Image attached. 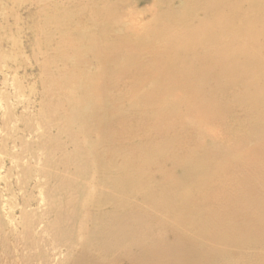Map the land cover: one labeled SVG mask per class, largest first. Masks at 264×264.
<instances>
[{"label": "rangeland", "instance_id": "1", "mask_svg": "<svg viewBox=\"0 0 264 264\" xmlns=\"http://www.w3.org/2000/svg\"><path fill=\"white\" fill-rule=\"evenodd\" d=\"M31 1H33V3H31ZM111 1L112 3L109 0H0V264H60V262L62 264H80L78 260L81 256L80 252L82 251L83 254L84 251H89L90 253V250L94 253L89 254L87 252L85 254H89L90 256L88 264H132L127 260V256L130 254L129 257L137 259L138 257L140 258V256H146L149 262L151 260L152 263L155 264L161 262L163 264H173L174 262V264H181V262H183L182 264H186V259H188L187 262L189 261L187 264H193V262L196 264H238L236 261L240 264H264V214L259 221L256 220L258 212L249 204L251 202L253 205L256 204L258 206L259 204L261 206H258L259 209L264 211V204L262 203V201L264 202V0ZM48 2L52 5H50L51 7L48 5ZM77 9L79 11H77ZM37 10H39V12ZM82 12H84V14ZM213 14L219 17V23L215 21L217 17ZM222 15L224 16L221 19ZM59 17H61L60 25L64 23L62 26L56 23V21L58 22L60 20ZM57 18L59 20H56ZM46 19H48L50 24ZM68 19H70V21ZM206 20L207 22L209 20V24L212 23L211 21H213V23L209 25ZM222 21H226L227 25L224 23L226 27L223 26ZM77 22L82 25L80 26ZM83 22H85V25ZM45 24H47V27ZM102 24L104 26H102ZM211 25H217V27H212L213 30L211 28L208 29L207 27ZM197 26L202 27L199 29ZM41 27L42 31L47 29L48 33H45L47 30L42 32ZM48 27L52 28V30ZM146 27L148 28L146 29ZM91 28H94L96 31ZM202 28L204 29V33L201 32V30L203 31ZM58 29L63 31H57ZM214 29L215 33L213 35ZM86 32L89 33L87 34ZM43 33L47 35L45 36ZM135 33L139 34L137 35ZM50 34L52 35L51 38L53 37L52 39H49ZM205 34H209L210 38L206 37ZM76 36H78L79 39L76 38ZM200 37H202V40ZM60 38L64 43H62ZM89 40L96 44L90 43ZM99 40L101 42H99ZM79 42L81 43L79 44ZM158 42L160 43L157 44ZM89 43L94 46L88 47L90 45ZM152 43L155 44L153 46L154 48L152 47ZM207 44H209L208 47ZM69 45L71 46L70 48ZM59 49L61 53H64L63 56L67 54L66 57L62 56L63 53H59ZM238 49H242L243 53H236L235 51ZM79 50H81L80 54L77 52ZM138 51L139 53L137 54ZM46 52H48V54ZM175 53L177 57L174 55ZM81 55L84 61L81 59ZM116 55L119 56L121 60H119V57ZM179 56L182 59H180ZM59 59L62 60L59 61ZM126 59H128V61H126ZM79 60H82V62H79ZM52 61L56 63H52ZM70 61H72L71 63L73 65ZM83 63L86 64L84 65ZM56 64L59 66H56ZM76 64L80 65L81 68ZM104 64L108 67H104ZM53 65L59 67V69L53 67ZM60 65L62 66L60 67ZM116 65H119L118 69ZM73 67H75V70ZM96 67L99 75L102 74V77L95 74L97 72ZM54 68L55 72L53 71ZM83 68H86V70ZM76 70H78V72L81 70V72L78 73L80 76L76 74ZM68 71H72V73L70 74ZM82 71L84 72L82 73ZM87 71L89 72L87 73ZM107 73L108 77H106ZM72 74H74V76ZM155 74H157V76ZM109 76L114 79L109 78ZM155 76L157 79L154 81L151 77L156 78ZM69 78L71 79L69 80ZM67 80L68 82L70 81V83L67 84ZM84 81L86 86L83 83ZM75 83L77 85H75ZM69 84L71 86H69ZM94 85H98L96 86L98 90ZM88 86L95 87L97 91L93 89V87L91 89L95 93L90 89L88 90ZM109 88L111 89L110 92L108 91V95L107 90H109ZM100 90H102L100 92L101 95L99 93ZM86 91L90 95H88ZM93 93L94 95H91ZM106 94L107 96L105 98L108 97L107 100L104 98ZM90 96L94 97V99ZM98 96L99 98L103 97V100L97 99L96 97ZM111 97H113L112 100L114 102L111 100ZM109 98L110 101L108 100ZM165 98L166 100L168 98V102ZM116 99H118V101ZM96 100H98V102H95ZM141 100H143L146 105ZM98 103H100L101 106H99ZM133 103L137 106V109ZM103 104H105V106ZM163 106L166 108L164 109ZM213 106L215 108H212ZM98 108L102 109L99 110ZM91 109H94L98 115L94 114L95 112L91 111ZM114 109L117 112H115ZM87 110L88 113L86 112ZM139 110L141 112H137ZM100 111L105 114H100L102 113ZM125 112L128 114H125ZM89 113L91 114L89 115ZM182 113H184L183 116ZM93 114L97 116L94 117ZM97 118L98 121H96ZM167 123H169V125ZM103 128L106 134L102 131ZM91 131H94V133ZM112 134L113 136H111ZM103 136L106 137L104 138ZM99 138L102 143H98L100 142ZM203 138L205 141L202 140ZM96 140L98 141L97 143ZM93 143L94 145L92 146ZM95 143L98 146H95ZM137 144L140 147H138ZM94 146V150H97L99 154L102 149V155L105 156L103 158L102 155L99 156L101 158H99L98 162H96L94 158ZM114 148L115 151L113 150ZM117 148L119 149L117 150ZM123 150L126 152H123L125 157L121 154ZM190 151H192V153ZM109 152L112 154H109ZM255 153L259 154V159L258 154L256 155ZM116 154L118 156L115 158V161H113ZM147 156L150 158H147ZM119 157L121 159H119ZM109 160L111 163H109ZM236 160H240V162ZM112 161L115 164H112ZM256 162L258 163L256 164ZM260 162H262L263 165H261L262 163ZM196 163H198V165H196ZM122 165L124 167H122ZM219 165L222 167L220 168ZM110 166H113L112 170L115 167L113 171H115V174L118 173L117 175L113 174V171L110 170ZM98 167L100 168L98 169ZM104 167L109 169L112 174H110L108 170L105 171ZM127 167H130L129 173L126 172ZM138 168L140 169L138 170ZM99 170L102 171V174L99 173L101 172ZM210 170L212 171L210 172ZM182 171L183 173H181ZM92 173L95 174L91 175ZM98 173L100 174L99 176H97ZM108 175H110V177ZM112 175L116 178L119 177L118 179L121 180L119 181L118 179L112 178ZM106 176L112 179L109 183H107L109 178L105 180L107 179ZM243 176L248 180L246 181ZM101 177V183H99L100 181L97 182ZM184 178L185 180H183ZM103 180L106 181V185H104L105 182ZM115 180H118L120 183ZM197 180L200 181L198 184L196 183ZM239 180H241V183H239ZM249 180H252L254 183H250ZM258 180L259 182L257 183ZM125 181L128 182V185L129 182L130 185L132 184V186H129L132 191L127 189L128 185ZM211 181L214 184H212ZM188 182H190V184H188ZM97 183H99L98 186L100 188L97 186ZM260 183L262 186L261 190L258 189L261 187L259 186ZM246 184L247 187L245 188ZM108 185L109 187L111 186V189L107 187ZM119 185L123 188L125 187L126 191L125 189L122 190L123 188L121 189ZM249 186H252V188H250L251 190L248 188ZM112 187L116 189L114 190ZM239 187H243L242 192ZM88 188H90V191ZM188 188L190 190H188ZM211 188L213 189L211 190ZM77 189H79V191ZM138 189L139 191H137ZM38 191L40 192L38 193ZM61 191H63V193ZM124 191L125 193H121ZM128 191L131 193L128 194ZM257 191L263 195L261 196ZM89 192L91 195H89ZM142 193H144L143 197ZM246 193L247 195H245ZM107 195L110 199L115 197V195L121 197V199L125 201L122 202L123 205L125 204V207L119 206L118 208V206H114L115 208L117 207L115 209L111 206L110 202L108 203L107 200L109 198ZM77 196L79 198H77ZM94 196H96V198H94ZM102 197L104 201L99 199ZM89 199L92 201H89ZM93 199L98 200L96 201L99 203L97 204L99 205L98 207H95L96 202ZM231 201H234L236 206ZM244 201L245 203H243ZM246 201L249 205H247ZM193 202H195L194 204L196 206ZM226 202L227 204H225ZM256 202H258V204ZM219 203H221V205ZM232 203L233 205H231ZM237 203L240 204L239 207L242 214L241 211H239V207H237ZM108 205L113 208L110 209ZM136 205L139 206V208H144L142 214L140 212L141 208L140 210L136 209ZM199 205L201 207H199ZM211 205L214 207L215 212ZM156 206H158L157 209H155ZM92 207L95 208L92 209ZM106 207L108 208L107 210ZM249 207L253 208V212H251V208V211L248 209ZM98 208L99 210L97 211ZM198 208L199 210L201 209V212L197 210ZM114 209L115 212L113 211ZM84 210H86V214L88 213L87 215L84 213ZM88 210L92 212V216ZM108 210H110V212ZM124 210L127 211L124 213ZM187 210H189L190 214ZM226 210L228 212L225 213ZM100 211H103V213H100ZM117 211L120 213L122 212L123 218L121 216L122 214L119 212L117 213ZM185 211L187 212L185 213ZM94 212L97 213V217H95L96 215L93 216V214H95ZM111 212H114V215L117 213L120 216H114ZM78 213L80 215L84 213V215L80 216ZM104 213L108 214H106L107 217H105ZM109 213L111 214L109 215ZM126 213L131 215L128 216L127 214L128 217L124 216ZM184 213L186 217L183 216ZM253 213L254 215H252ZM200 214H203L202 219L198 217ZM220 214L222 218L224 217V221L228 218L226 222L219 219L221 218ZM88 216H90V218ZM108 216L114 220L112 221ZM134 216L135 218L138 217L137 220L133 219ZM190 216V220L192 221L189 220ZM200 216L202 217V215ZM226 216L228 217L225 218ZM237 216L238 223L236 222ZM253 216L255 217L254 221L252 220ZM72 217L73 219H71ZM117 217L120 218L118 219ZM124 217L127 218L124 219ZM247 217V222H249V220L250 222H254L252 225L254 229L251 227L250 232L249 230L241 229V223L245 225ZM86 218L87 221L85 220ZM98 218H102L101 221ZM105 218L109 219L108 221L110 223L106 221ZM129 218L133 220L131 221ZM91 220L93 222H91ZM117 220H119L120 223ZM175 220L176 222L174 223ZM194 220L195 223L193 225L192 222H194ZM229 220L234 223V226L228 230L238 234L236 235L239 245L221 241L220 237L214 233H210L213 229H221L223 224L224 226L227 225ZM83 221L84 223H82ZM122 221L123 224L121 225ZM165 221L167 222L166 224L164 223ZM188 221H190V223ZM210 221L213 222L210 223ZM112 222H114V225L119 223V227L118 225L114 226ZM127 222L130 225H124ZM196 222L199 223L197 224ZM255 222L257 224L259 222L260 227ZM12 223L14 224L13 226ZM176 223L178 225L180 224L179 229L178 225H175ZM260 223L263 225L261 226ZM103 224H108V227H104ZM184 224H186V227ZM98 225H100L101 230L103 229L102 232L99 228L97 230L95 229ZM113 226L116 227L114 230ZM126 226H130L131 230H129V227L126 228ZM163 226H167L166 229L170 233ZM79 227L81 229L84 227L85 229L82 231ZM139 227L140 229L144 228V230L142 229L143 235L141 236L142 230L138 229L140 234L136 231ZM92 228L96 230L99 236L103 237L106 235L108 238L106 236V239L100 238L97 233L93 235L94 230H92ZM191 228L193 229L192 231ZM180 229L182 231H180ZM125 230L128 231L123 234ZM144 232L145 234L147 233V239L146 236H144ZM251 232H253V236ZM79 233L82 235L81 240ZM108 233H110V236ZM188 233L193 237L188 236ZM112 234L117 235L116 238ZM132 234L134 236H132ZM137 234L139 235L138 238ZM182 234L187 236L184 238ZM90 235L91 238L96 237L97 239L92 238L93 240H91ZM123 235L126 237L129 236L131 241L130 239L128 240L129 237L124 239L125 237ZM111 236L114 239L110 238ZM178 237H183V239H179ZM86 238L88 240L87 244ZM139 238H141V242L138 240ZM190 238H192L191 241ZM111 240L114 242H110ZM195 240H197V242ZM89 241L91 244H89ZM79 242H81V244ZM108 242H110V244ZM118 242H121V244H118ZM185 242H187V244ZM98 243H100L101 246L100 244L97 246ZM206 243L207 247L204 246ZM35 244L38 245V247ZM83 245H85V247ZM87 245L89 247H87ZM113 245L117 247L114 248V251ZM152 245L154 246L153 248ZM103 246L105 248H103ZM107 246H110V249L112 247V249H109L110 251L107 250ZM191 246H194V249ZM95 247H100V250L96 248V251ZM234 247L241 248V250L237 249L238 251H236ZM188 248L190 249L188 250ZM55 249L57 251H55ZM185 249H187V252L184 254L182 250ZM101 250L102 255L100 254ZM198 250L199 253H197ZM230 250L232 255L229 252ZM12 251L15 252L12 254ZM189 251L191 253H189ZM201 251L205 253L204 256L209 254L206 261H204L205 257L203 260L201 259L203 256ZM95 252L98 254L96 255ZM109 252L111 254L110 256L108 255ZM152 252H155V256L152 255ZM56 253L59 254V257ZM65 253L67 254L65 255ZM159 254L162 257H160ZM188 255L191 260L187 257ZM119 256L121 257L119 258ZM224 256L227 259H225ZM35 257L37 258L35 259ZM108 257H112L110 259L111 261ZM148 257H152V259H148ZM232 258L236 261H232ZM116 259H119L118 262ZM154 259L157 261L159 259L160 261L157 263ZM167 259L169 262L166 261ZM199 259L201 260L199 261ZM228 260L232 261V263ZM39 261L41 262L38 263Z\"/></svg>", "mask_w": 264, "mask_h": 264}, {"label": "bare ground", "instance_id": "2", "mask_svg": "<svg viewBox=\"0 0 264 264\" xmlns=\"http://www.w3.org/2000/svg\"><path fill=\"white\" fill-rule=\"evenodd\" d=\"M50 1H51V0H50ZM53 1H54V0H53ZM109 1L112 3L111 0H109ZM31 3H33V1H31ZM46 3H47V2H46ZM48 3H49V2H48ZM55 4H56V3H55ZM33 5H34V4H33ZM48 5L50 6L51 4L49 3ZM36 6H37V5H36ZM49 6H48V7H49ZM51 6H52V5H51ZM51 6H50V7H51ZM53 6H54V5H53ZM38 7H39V6H38ZM36 8H37V7H36ZM107 9H108V8H107ZM162 9H164V8H162ZM44 10H45V9H44ZM70 10H71V9H70ZM81 10H82V9H81ZM109 10H110V9H109ZM165 10H166V9H165ZM37 11L39 12V10H37ZM65 11H66V10H65ZM71 11H72V10H71ZM77 11H79V10L77 9ZM74 12H75V11H74ZM56 13H57V12H56ZM61 13H62V12H61ZM82 13L84 14V12H82ZM82 13H81V14H82ZM35 14H36V13H35ZM76 14H78V13H76ZM108 14H109V13H108ZM54 15H57V14H54ZM67 15H68V13H67ZM213 15H214L215 17H217V15H215V14H213ZM60 16H62V15H60ZM77 16H78V15H77ZM105 16H106V15H105ZM214 16H213V17H214ZM223 16H224V15H222L221 19L223 18ZM57 17H58V16H57ZM62 17H63V16H62ZM68 17H70V16H68ZM88 17H89V15H88ZM88 17H87V18H88ZM109 17H110V16H109ZM215 17H214V18H215ZM55 18H56V17H55ZM55 18H54V19H55ZM59 18H60V20H59L58 18L56 19V20H59L58 22L56 21V23L60 25L61 17H59ZM73 18H74V17H73ZM79 18H80V17H79ZM87 18H86V19H87ZM214 18H213V20H214ZM224 18H225V17H224ZM227 18H228V16H227ZM64 19H65V17H64ZM77 19H78V18H77ZM89 19H90V17H89ZM89 19H88V20H89ZM202 19H203V18H202ZM218 19H219V17H217V20H215V21H216V22L218 21V23H219V20H218ZM221 19H220V20H221ZM225 19H226V18H225ZM228 19H229V18H228ZM32 20H33V19H32ZM46 20L48 21V19H46ZM46 20H45V23H46ZM50 20H51V17H50ZM65 20H66V19H65ZM68 20L70 21V19H68ZM78 20H79V19H78ZM84 20H85V19H84ZM144 20H145V19H144ZM71 21H72V20H71ZM85 21H86V20H85ZM54 22H55V21H54ZM54 22H53V23H54ZM75 22H76V20H75ZM185 22H188V21H185ZM206 22H207V20H206ZM211 22L213 23V21H211ZM33 23H34V21H33ZM48 23L50 24L49 21H48ZM65 23H66V22H65ZM67 23H68V22H67ZM83 23H84V25H85V22H83ZM183 23H184V22H183ZM207 23L209 24V20H208ZM212 23H210V24H212ZM224 23L226 24V21H225V22L222 21L223 26H225ZM43 24H44V23H43ZM49 24H48V25H49ZM61 24H62V23H61ZM63 24H64V23H63ZM63 24H62V25H63ZM77 24H79V23L77 22ZM87 24H88V23H87ZM200 24H201V22H200ZM200 24H199V25H200ZM203 24H204V23H203ZM210 24H209V25H210ZM28 25H29V24H28ZM46 25H47V24H45V26H46ZM62 25H60V26H62ZM67 25H68V24H67ZM79 25L81 26L82 24H79ZM79 25H78V26H79ZM189 25H190V24H189ZM226 25H227V24H226ZM29 26H30V25H29ZM42 26H44V25H42ZM45 26H44V27H45ZM64 26H65V25H64ZM99 26H100V25H99ZM102 26H104V25L102 24ZM119 26H121V25H119ZM119 26H118V27H119ZM207 26H208V25H207ZM214 26L217 27V25H214ZM214 26L211 25V26H209V27H207V28H208V29H209V28L212 29V27H214ZM31 27H32V26H31ZM46 27H47V26H46ZM65 27H66V26H65ZM67 27H68V26H67ZM86 27H87V26H86ZM90 27H91V26H90ZM90 27H89V29H90ZM95 27H96V26H95ZM118 27H117V28H118ZM197 27H198V26H197ZM197 27H196V28H197ZM200 27H202V26H199L198 28L200 29ZM225 27H226V26H225ZM48 28H50V27H48ZM54 28H55V27H54ZM54 28H53V29H54ZM78 28H80V27H78ZM82 28H83V26H82ZM84 28H85V26H84ZM113 28H114V27H113ZM137 28H138V27H137ZM147 28H148V27H146V29H147ZM204 28H205V27H204ZM32 29H33V28H32ZM50 29L52 30V28H50ZM61 29H62V28H61ZM61 29H60V30H61ZM63 29H64V28H63ZM66 29H67V28H66ZM85 29H86V28H85ZM85 29H84V32H85ZM91 29L93 30L94 28H91ZM115 29H116V28H115ZM202 29H203V28H202ZM215 29H216V28H215ZM215 29H214V32L211 31V32H213V35H214V33H215ZM44 30H45V29H44ZM46 30H47V29H46ZM46 30H45V31H46ZM60 30L58 29L57 31H60ZM67 30H68V29H67ZM94 30H95V29H94ZM97 30H98V29H97ZM126 30H127V29H126ZM212 30H213V29H212ZM41 31H42V27H41ZM45 31H42V32H45ZM61 31H63V30H61ZM77 31H78V30H77ZM81 31H82V30H81ZM86 31H88V30H86ZM95 31H96V30H95ZM103 31H104V30H103ZM118 31H119V30H118ZM118 31H117V32H118ZM217 31H218V29H217ZM54 32H55V30H54ZM92 32H93V31H92ZM114 32H115V31H114ZM148 32H151V31H148ZM148 32H147V33H148ZM201 32L204 33V29H203V31L201 30ZM211 32H210V33H211ZM45 33H48V30H47V32H45ZM52 33H53V31H52ZM66 33H67V32H66ZM78 33H79V32H78ZM81 33H83V32H81ZM86 33H87V32H86ZM88 33H89V32H88ZM88 33H87V34H88ZM115 33H116V32H115ZM115 33H114V34H115ZM120 33H121V32H120ZM147 33H146V34H147ZM203 33H202V34H203ZM206 33H207V31H206ZM43 34H44V33H43ZM79 34H80V33H79ZM118 34H119V33H118ZM135 34H137V33H135ZM138 34H139V33H138ZM138 34H137V35H138ZM200 34H201V33H200ZM211 34H212V33H211ZM211 34H210V35H211ZM44 35L46 36L47 34H44ZM48 35H49V34H48ZM53 35H54V34H53ZM80 35H81V34H80ZM84 35H85V34H84ZM116 35H117V34H116ZM119 35H120V34H119ZM158 35H159V34H158ZM158 35H157V36H158ZM197 35H198V34H197ZM207 35H208V36H207ZM207 35L205 34L206 37H209V34H207ZM51 36H52V35L50 34V38H49V39H52V38H53V37L51 38ZM67 36H69V35H67ZM74 36H75V34H74ZM78 36H79V35H78ZM78 36H76V38H78ZM82 36H83V35H82ZM85 36H87V35H85ZM157 36H156V37H157ZM39 37H40V36H39ZM116 37H117V36H116ZM150 37H151V36H150ZM196 37H197V36H196ZM40 38H41V37H40ZM44 38H45V37H44ZM62 38H63V37H62ZM209 38H210V37H209ZM74 39H75V38H74ZM74 39H72V40H74ZM78 39H79V38H78ZM78 39H77V40H78ZM200 39L202 40V37H200ZM60 40H61V38H60ZM115 40H116V39H115ZM147 40H148V38H147ZM47 41H49V40H47ZM61 41H62V40H61ZM81 41H82V39H81ZM83 41H84V39H83ZM89 41H90V40H89ZM95 41H96V40H95ZM116 41H117V40H116ZM153 41H154V40H153ZM157 41H159V40H157ZM157 41H156V42H157ZM198 41H199V40H198ZM76 42H78V41H76ZM99 42H101V41L99 40ZM143 42H144V41H143ZM145 42H146V44H147L146 38H145ZM148 42H149V40H148ZM150 42H151V41H150ZM191 42H192V41H191ZM207 42H208V41H207ZM38 43H39V42H38ZM42 43H43V42H42ZM44 43H45V42H44ZM47 43H48V42H47ZM62 43H64V42L62 41ZM68 43H69V42H68ZM80 43H81V42H79V44H80ZM90 43H93V44H94L95 42H93V41L91 42V41H90ZM90 43H89V44H90ZM117 43H118V41H117ZM159 43H160V42H158L157 44H159ZM48 44H49V43H48ZM95 44H96V43H95ZM112 44H113V43H112ZM150 44H151V43H150ZM152 44H153V43H152ZM191 44H192V43H191ZM193 44H194V42H193ZM39 45H40V44H39ZM44 45H45V44H44ZM60 45H61V42H60ZM82 45H83V44H82ZM135 45H136V44H135ZM154 45H155V44H153L152 47H153ZM195 45H196V44H195ZM205 45H206V44H205ZM208 45H209V44H207V47H208ZM75 46H76V45H75ZM92 46H94V45H91V44H90L88 47H92ZM189 46H190V44H189ZM189 46H188V47H189ZM203 46H204V45H203ZM56 47H57V46H56ZM64 47H65V45H64ZM70 47H71V46L69 45V48H70ZM79 47H81V46H79ZM82 47H83V46H82ZM150 47H151V46H150ZM188 47H187V48H188ZM201 47H202V46H201ZM212 47H213V46H212ZM225 47H227V46H225ZM225 47H224V48H225ZM57 48H60V47L58 46ZM57 48H56V49H57ZM76 48H78V47H76ZM93 48H94V47H93ZM153 48H154V47H153ZM204 48H205V47H204ZM214 48H215V47H214ZM241 48H242V47H241ZM74 49H75V48H74ZM79 49H80V48H79ZM81 49H82V48H81ZM86 49H88V48H86ZM90 49H91V48H90ZM90 49H89V50H90ZM106 49H107V48H106ZM61 50H62V49H61ZM63 50H64V49H63ZM75 50H76V49H75ZM77 50H78V49H77ZM82 50H83V49H82ZM193 50H194V49H193ZM193 50H192V51H193ZM201 50H202V49H201ZM185 51H187V50H185ZM192 51H190V52L192 53ZM72 52H73V51H72ZM74 52H75V51H74ZM74 52H73V53H74ZM77 52L80 54L81 50H79V51H77ZM88 52H89V51H88ZM96 52H97V51H96ZM101 52H102V51H101ZM203 52H204V49H203ZM235 52H236V53H240V52L243 53V50H242V49H241V50L238 49V50L235 51ZM46 53L48 54V52H46ZM59 53L62 54L63 52L61 53V52H60V49H59ZM65 53H66V52H65ZM75 53H76V52H75ZM86 53H87V51H86ZM138 53H139V51L137 52V54H138ZM79 54H77V55H79ZM87 54H88V53H87ZM94 54H95V52H94ZM102 54H103V53H102ZM185 54H186V53H185ZM192 54H194V53H192ZM43 55H44V54H43ZM63 55H64V53L62 54V56H63ZM66 55H67V54H65V56H63V57H66ZM68 55H69V53H68ZM96 55H97V54H96ZM174 55H176V53H175ZM180 55H181V54H180ZM38 56H39V55H38ZM116 56H117V55H116ZM192 56H193V55H192ZM202 56H203V55H202ZM53 57H54V56H53ZM67 57H68V56H67ZM80 57H81V59L83 58L82 55H81ZM117 57H119V56H117ZM117 57H116V58H117ZM176 57H177V55H176ZM181 57H182V56H181ZM71 58H72V56H71ZM71 58H70V59H71ZM73 58H74V57H73ZM179 58H180V56H179ZM227 58H228V57H227ZM68 59H69V58H68ZM68 59H67V60H68ZM74 59H75V58H74ZM78 59H79V58H78ZM167 59H168V58H167ZM169 59H170V57H169ZM171 59H172V57H171ZM180 59H182V58H180ZM54 60H55V59H54ZM56 60H57V59H56ZM61 60H62V59H59V61H61ZM82 60H83V59H82ZM82 60H81V61L79 60V62H82ZM119 60H121L120 57H119ZM119 60H118V61H119ZM172 60H173V59H172ZM74 61H76V60H74ZM83 61H84V60H83ZM124 61H125V60H124ZM126 61H128V59H126ZM168 61H170V60H168ZM53 62L56 63L55 61H52V63H53ZM71 62H72V61H70V63H71ZM77 62H78V61H77ZM105 62H106V60H105ZM122 62H123V61H122ZM173 62H174V61H173ZM57 63H58V62H57ZM61 63H62V62H61ZM73 63H75V62H73ZM110 63H111V62H110ZM123 63H124V62H123ZM71 64H72V63H71ZM71 64H70V66L72 67L73 64H72V65H71ZM79 64H80V63H79ZM83 64H84V63H83ZM85 64H86V63H85ZM85 64H84V65H85ZM115 64H117V63H115ZM121 64H122V63H121ZM121 64H120V65H121ZM57 65H58V64H56V66H57ZM64 65H65V64H64ZM68 65H69V63H68ZM68 65H66V66H68ZM76 65H78V64H76ZM76 65H75V66H76ZM81 65H82V64H81ZM56 66L53 65V67L59 69V67H56ZM58 66H59V65H58ZM61 66H62V65H60V67H61ZM96 66H97V65H96ZM116 66H117V69H118V66H119V65H116ZM76 67H77V66H76ZM78 67L81 68L80 65H78ZM83 67H86V66H83ZM104 67H106L105 64H104ZM107 67H108V66H107ZM107 67H106V68H107ZM113 67H114V66H113ZM55 68H54V70H53L54 72H55ZM67 68H68V67H67ZM73 68H74V70H75V67H73ZM73 68H71V69H73ZM80 68H78V69H80ZM87 68H88V67H87ZM114 68H115V67H114ZM62 69H63V67H62ZM71 69H70V70H71ZM83 69L86 70V68H83ZM98 69H99V68H98ZM177 69H178V68H177ZM64 70H65V69H64ZM67 70H68V69H67ZM96 70H97V67H96ZM119 70H120V69H119ZM57 71H58V70H57ZM62 71H63V70H62ZM72 71H73V70H72ZM72 71H71V72L68 71V72H70V74H71ZM100 71H101V70H100ZM116 71H117V70H116ZM59 72H60V71H59ZM59 72H58V73H59ZM75 72H76V74H78L79 72H81V70H80L79 72H78V70H76ZM83 72H84V71H82V73H83ZM88 72H89V71H87V73H88ZM95 72H96V71H95ZM110 72H112V71H110ZM117 72H118V71H117ZM73 73H74V71H73ZM82 73H80V74H82ZM158 73H159V72H158ZM51 74H52V73H51ZM54 74H56V73H54ZM62 74H63V73H62ZM95 74H98V75H99L98 70H97V72H96ZM104 74H106V73H104ZM63 75H64V74H63ZM72 75L74 76V74H72ZM101 75H102V74H101ZM101 75H99V76H101ZM110 75H111V74H110ZM114 75H115V74H114ZM155 75L157 76V74H155ZM60 76H61V74H60ZM78 76H80V75L78 74ZM84 76H85V75H84ZM96 76H97V75H96ZM104 76H105V75H104ZM104 76H103V77H104ZM156 76H155V77H156ZM68 77H69V76H68ZM75 77H76V76H75ZM101 77H102V76H101ZM106 77H108V73H107V76H106ZM65 78H66V77H65ZM97 78H98V76H97ZM99 78H100V77H99ZM109 78H111V76H109ZM151 78H153L152 80H154V81H155V79H157V77H156V78L151 77ZM62 79H63V78H62ZM70 79H71V78H69V80H70ZM73 79H74V81H75V78H74V77H73ZM103 79H104V78H103ZM111 79H114V78H111ZM78 80H79V79H78ZM84 80H85V79H84ZM100 80H101V79H100ZM65 81H66V80H65ZM76 81H77V80H76ZM60 82H61V81H60ZM80 82H81V81H80ZM86 82H87V81H86ZM99 82H101V81H99ZM99 82H98V83H99ZM68 83H70V81L68 82V80H67V84H68ZM83 83H84V85H85V81H84ZM98 83H97V84H98ZM64 84H65V83H64ZM88 84H89V82H88ZM91 84H92V83H91ZM152 84H153V83H152ZM65 85H66V84H65ZM72 85H73V84H72ZM75 85H77V84L75 83ZM92 85H93V84H92ZM98 85H99V87H100V83H99ZM98 85H94V86L96 87V86H98ZM69 86H71V85L69 84ZM85 86H86V85H85ZM85 86H84V87H85ZM103 86H104V85H103ZM111 86H112V83H111ZM113 86H114V84H113ZM66 87H67V86H66ZM92 87H93V86H92ZM92 87L88 86V90H89V89L92 90V89H91ZM95 87H93V89H95ZM80 88H82V87H80ZM96 88H97V87H96ZM100 88H101V87H100ZM105 88H106V87H105ZM69 89H70V88H69ZM110 89H111V88H109V90H107V94H108V91L110 92ZM66 90H67V89H66ZM79 90H80V89H79ZM95 90H96V89H95ZM97 90H98V88H97ZM97 90H96V91H97ZM92 91H93V90H92ZM101 91H102V90H100L99 93H100ZM118 91H119V90H118ZM118 91H117V93H118ZM81 92H82V91H81ZM93 92H94V91H93ZM104 92H105V91H104ZM111 92H112V90H111ZM78 93H79V92H78ZM86 93L88 94L87 91H86ZM94 93H95V92H94ZM94 93L91 94V95H94ZM113 93H114V92H113ZM113 93H112V94H113ZM64 94H65V93H64ZM107 94L104 96V98L107 96ZM119 94H120V93H119ZM41 95H42V94H41ZM88 95H90V94H88ZM98 95H99V94H98ZM100 95H101V93H100ZM108 95H109V94H108ZM114 95H115V94H114ZM146 95H148V94H146ZM153 95H154V94H153ZM68 96H69V95H68ZM75 96H76V95H75ZM90 97H92V96H90ZM115 97H116V96H115ZM117 97H119V96H117ZM120 97H121V96H120ZM142 97H143V96H142ZM88 98H89V97H88ZM96 98L98 99L99 96L96 97ZM96 98H95V99H96ZM107 98H108V97H107ZM107 98H105V99L107 100ZM112 98H113V97H111V100H112ZM149 98H150V97H149ZM75 99H76V98H75ZM86 99H87V98H86ZM92 99H94V97H92ZM99 99H100V100H101V99L103 100V97H102V98L100 97ZM152 99H153V98H152ZM169 99H170V98H169ZM100 100H99V102H100ZM106 100H104V101H106ZM108 100L110 101V98H109ZM116 100L118 101V99H116ZM165 100H166V98H165ZM167 100H168V98H167ZM167 100H166V101H167ZM170 100H171V99H170ZM172 100H173V99H172ZM112 101H113V100H112ZM112 101H111V102H112ZM141 101L143 102V100H141ZM141 101H140V102H141ZM148 101H149V100H148ZM153 101H154V100H153ZM95 102H98V100H96ZM107 102H108V101H107ZM113 102H114V101H113ZM167 102H168V101H167ZM167 102H166V103H167ZM175 102H176V100H175ZM102 103H104V102H102ZM108 103H109V102H108ZM108 103H107V104H108ZM134 103H135V101H134ZM134 103H133V104H134ZM137 103H138V101H137ZM143 103L146 105L145 102H143ZM169 103H170V101H169ZM171 103H172V102H171ZM94 104H95V103H94ZM116 104H117V103H116ZM138 104H139V103H138ZM144 104H143V105H144ZM98 105L101 106L100 103H98ZM103 105L105 106V104H103ZM120 105H121V104H120ZM134 105H135V104H134ZM143 105H142V107H143ZM167 105H168V103H167ZM167 105H165V106H167ZM74 106H75V105H74ZM96 106H97V105H96ZM108 106H109V105H108ZM108 106H107V107H108ZM122 106H123V105H122ZM148 106H149V105H148ZM165 106H163L164 109L166 108ZM170 106H171V104H170ZM214 106H216V105H214ZM214 106H213L212 108H215ZM102 107H103V106H102ZM135 107H136V109H137V106H136V105H135ZM138 107H139V106H138ZM142 107H141V108H142ZM67 108H68V106H67ZM93 108H95V107H93ZM96 108H97V107H96ZM103 108H104V107H103ZM111 108H112V107H111ZM113 108H114V106H113ZM115 108H116V105H115ZM167 108H168V107H167ZM206 108H207V107H206ZM98 109L101 110L102 108H98ZM104 109H105V108H104ZM136 109H135V110H136ZM174 109H175V108H174ZM105 110H106V109H105ZM109 110H110V108H109ZM109 110H108V111H109ZM112 110H113V109H112ZM112 110H111V111H112ZM114 110H115V109H114ZM149 110H150V109H149ZM215 110H217V109H215ZM218 110H219V109H218ZM91 111L95 112L94 109H93V110L91 109ZM119 111H121V110H119ZM119 111H118V112H119ZM161 111H162V110H161ZM86 112L88 113V110H87ZM100 112H102V111H100ZM106 112H107V110H106ZM115 112H117V111L115 110ZM126 112H127V110H126ZM126 112H125V114H128V113H126ZM132 112H133V111H132ZM132 112H131V113H132ZM137 112H141V111L139 110V111H137ZM182 112H183V111H182ZM186 112H187V111H186ZM103 113H104V112H102V113H100V114H103ZM111 113H113V112H111ZM123 113H124V112H123ZM144 113H145V112H144ZM187 113H188V112H187ZM90 114H91V113H89V115H90ZM94 114H97V113L95 112ZM94 114H93V115H94ZM104 114H105V113H104ZM104 114H103V115H104ZM108 114H109V113H108ZM113 114H114V113H113ZM117 114H118V113H117ZM120 114H121V113H120ZM120 114H119V115H120ZM137 114H138V113H137ZM142 114H143V113H142ZM164 114H165V113H164ZM183 114H184V113H182V116H183ZM93 115H92V116H93ZM97 115H98V114H97ZM97 115H94V117H96ZM103 115H102V116H103ZM109 115H110V114H109ZM106 116H107V115H106ZM106 116H105V117H106ZM116 116H117V115H116ZM121 116H122V115H121ZM123 116H125V115H123ZM130 116H131V115H130ZM137 116H139V115H137ZM90 117H91V116H90ZM110 117H111V116H110ZM110 117H107V118H110ZM127 117H128V116H127ZM211 117H212V116H211ZM91 118H92V117H91ZM91 118H90V119H91ZM111 118H112V117H111ZM125 119H126V118H125ZM128 119H129V117H128ZM135 119H136V118H135ZM186 119H188V118H186ZM92 120H93V118H92ZM92 120H89V121H92ZM110 120H111V119H110ZM200 120H201V119H200ZM93 121H94V120H93ZM96 121H98V118L96 119ZM104 121H105V120H104ZM104 121H103V122H104ZM123 121H124V119H123ZM135 121H136V120H135ZM188 121H189V120H188ZM76 122H77V121H76ZM127 122H128V121H127ZM165 122H166V121H165ZM94 123H95V122H94ZM110 123H111V122H110ZM102 124H105V123H102ZM123 124H125V123H123ZM126 124H127V123H126ZM167 124L169 125V123H167ZM186 124H187V123H186ZM129 125H130V122H129ZM89 126H90V124H89ZM89 126H88V127H89ZM91 126H92V125H91ZM99 126H100V125H99ZM147 126H148V125H147ZM150 126H151V125H150ZM96 127H97V126H96ZM103 127H104V126H103ZM107 127H108V126H107ZM119 127H120V125H119ZM126 127H127V126H126ZM128 127H129V126H128ZM148 127H149V126H148ZM84 128H85V127H84ZM210 128H211V127H210ZM214 128H215V127H214ZM90 129H91V127H90ZM123 129H125V128H123ZM130 129H131V126H130ZM192 129H193V128H192ZM87 130H88V129H87ZM99 130H100V128H99ZM128 130H129V129H128ZM187 130H188V129H187ZM102 131L104 132V128H103ZM106 131H107V130H106ZM124 131H125V130H124ZM91 132H92V131H91ZM98 132H101V131H98ZM103 132H102V133H103ZM127 132H128V131H127ZM92 133H94V131H93ZM104 133L106 134V132H104ZM112 133H113V131H112ZM114 133H115V131H114ZM119 133H120V132H119ZM107 134H110V133H107ZM86 135H87V134H86ZM100 135H101V134H100ZM116 135H117V134H116ZM251 135H252V134H251ZM92 136H94V135H92ZM109 136H110V135H109ZM111 136H113V134H112ZM97 137H98V136H97ZM103 137H104V136H103ZM105 137H106V136H105ZM105 137H104V138H105ZM100 138H101V137H100ZM100 138H99V141L101 140ZM104 138H103V142H104ZM113 138H114V137H113ZM207 138H208V137H207ZM257 138H258V137H257ZM96 139H98V138H96ZM110 139H111V138H110ZM93 140H94V139H93ZM106 140H107V139H106ZM108 140H109V137H108ZM196 140H197V139H196ZM202 140H204V138H203ZM216 140H217V139H216ZM43 141H44V140H43ZM112 141H113V140H112ZM112 141H111V142H112ZM114 141H115V140H114ZM204 141H205V140H204ZM204 141H203V142H204ZM214 141H215V140H214ZM97 142H98V141L96 140V143H97ZM108 142H109V141H108ZM197 142H198V141H197ZM96 143H95V144H96ZM98 143H102V142L100 141V142H98ZM139 143H141V142H139ZM237 143H238V142H237ZM110 144H111V143H110ZM118 144H119V143H118ZM144 144H145V143H144ZM220 144H221V143H220ZM93 145H94V143L92 144V146H93ZM106 145H107V147H108V144H107V143H106ZM111 145H112V144H111ZM119 145H120V144H119ZM137 145H138V144H137ZM67 146H68V145H67ZM67 146H66V147H67ZM95 146H98V145L96 144ZM95 146L93 147V150H94ZM102 146H105V145H102ZM102 146H101V147H102ZM158 146H159V145H158ZM193 146H194V145H193ZM199 146H200V145H199ZM70 147H71V146H70ZM110 147H111V146H110ZM138 147H140V146L138 145ZM200 147H201V146H200ZM251 147H252V146H251ZM253 147H254V146H253ZM256 147H258V146H256ZM105 148H106V147H105ZM99 149H100V148H99ZM99 149H98V150H99ZM103 149H104V148H103ZM111 149H112V147H111ZM111 149H110V150H111ZM118 149H119V148H117V150H118ZM120 149H121V146H120ZM254 149H255V150H258V149H256V148H254ZM113 150L115 151V148H114ZM113 150H111V151H113ZM121 150H122V149H121ZM161 150H162V149H161ZM262 150H263V148H262ZM94 151H95V152H93V153H95V154H94V158H95L96 162H98L99 158H101V157H99V156L102 155V149H101V153H100V154H99V152H97V150H94ZM104 151H105V150H104ZM104 151H103V152H104ZM141 151H143V150H141ZM180 151H181V150H180ZM118 152H119V151H118ZM123 152H125V151L123 150L121 154L124 155ZM166 152H167V151H166ZM177 152H178V151H177ZM190 152L192 153V151H190ZM256 152H257V151H256ZM104 153H105V152H104ZM104 153H103V154H104ZM115 153H116V152H115ZM125 153H126V152H125ZM128 153H129V152H128ZM185 153H186V152H185ZM222 153H223V152H222ZM251 153H253V152H251ZM260 153H261V152H260ZM109 154H112V153L109 152ZM113 154H114V153H113ZM143 154H144V152H143ZM240 154H241V152H240ZM255 154H256V153H255ZM257 154H258V153H257ZM257 154H256V155H257ZM261 154H262V153H261ZM118 155H119V153H118ZM118 155L116 154V157H114V160H113V161H115V158H117ZM128 155H130V154H128ZM179 155H180V154H179ZM202 155H203V154H202ZM253 155H254V154H253ZM112 156H113V155H112ZM112 156H111V158H112ZM114 156H115V155H114ZM145 156H146V155H145ZM66 157H67V156H66ZM103 157H105V156L102 155V158H103ZM124 157H125V155H124ZM148 157H149V156H147V158H148ZM198 157H199V156H198ZM263 157H264V156H263ZM111 158H110V159H111ZM129 158H130V157H129ZM149 158H150V157H149ZM243 158H244V157H243ZM253 158H254V157H253ZM259 158H260V157H259V154H258V159H259ZM75 159H76V158H75ZM107 159H108V158H107ZM119 159H121V158L119 157ZM236 159H237V158H236ZM241 159H242V158H241ZM255 159H256V158H255ZM104 160H105V158H104ZM136 160H137V159H136ZM182 160H183V159H182ZM194 160H196V159H194ZM248 160H249V159H248ZM100 161H101V159H100ZM106 161H107V160H106ZM113 161H112V162H113ZM123 161H124V160H123ZM180 161H181V160H180ZM186 161H187V160H186ZM200 161H201V160H200ZM236 161H238V160H236ZM252 161H253V160H252ZM257 161H258V160H257ZM75 162H76V161H75ZM104 162H105V161H104ZM104 162H103V164H104ZM175 162H176V161H175ZM238 162H240V160H239ZM263 162H264V161H263ZM100 163H101V162H100ZM109 163H111L110 160H109ZM124 163H125V162H124ZM182 163H183V162H182ZM243 163H244V162H243ZM257 163H258V162H256V164H257ZM260 163H262V162H260ZM260 163H259V164H260ZM112 164H115V163L113 162ZM117 164H118V163H117ZM254 164H255V163H254ZM259 164H258V165H259ZM100 165H101V164H100ZM104 165H105V164H104ZM110 165H111V164H110ZM133 165H134V164H133ZM136 165H137V164H136ZM181 165H182V164H181ZM183 165H186V164H183ZM188 165H190V164H188ZM196 165H198V163H196ZM216 165H217V164H216ZM245 165H247V164H245ZM261 165H263V163H262ZM101 166H102V165H101ZM105 166H106V165H105ZM107 166H108V165H107ZM219 166H220V168L222 167L221 165H219ZM117 167H118V166H117ZM120 167H121V166H120ZM122 167H124V166L122 165ZM243 167H244V166H243ZM261 167H262V166H261ZM99 168H100V167H98V169H99ZM104 168H105V167H104ZM108 168H109V166H108ZM110 168H111V169H110L111 171H113V170L115 169V167H114V169L112 170L113 166H110ZM129 168H130V167H129ZM129 168H128V167L126 168V172H128V173H129ZM225 168H226V167H225ZM250 168H251V167H250ZM67 169H68V168H67ZM118 169H120V168H118ZM123 169H124V168H123ZM139 169H140V168H138V170H139ZM196 169H197V168H196ZM218 169H219V168H218ZM223 169H224V168H223ZM94 170H95V168H94ZM104 170H105V171H106V170L109 171V169H107V168H105ZM131 170H133V169H131ZM183 170H184V169H183ZM197 170H198V169H197ZM253 170H254V169H253ZM258 170H259V168H258ZM97 171H98V170H97ZM99 171H101V170H99ZM142 171H144V170H142ZM191 171H192V170H191ZM211 171H212V170H210V172H211ZM221 171H223V170H221ZM225 171H226V170H225ZM92 172H93V171H92ZM109 172H110V171H109ZM109 172H108V173H109ZM117 172H118V171H117ZM131 172H133V171H131ZM263 172H264V171H263ZM95 173H96V172H95ZM95 173H94V174H95ZM99 173L102 174V171L99 172ZM99 173H98L97 176L100 175ZM105 173H107V172H105ZM138 173H139V172H138ZM181 173H183V171H182ZM194 173H195V172H194ZM200 173H201V172H200ZM223 173H225V172L223 171ZM249 173H250V172H249ZM259 173H260V172H259ZM70 174H71V173H70ZM94 174L92 173L91 175H94ZM110 174H112V173L110 172ZM113 174H114V175H117L118 173L115 174V171H113ZM168 174H169V173H168ZM75 175H76V174H75ZM122 175H123V174H122ZM126 175H127V174H126ZM131 175H132V174H131ZM144 175H145V174H144ZM180 175H182V174H180ZM201 175H202V174H201ZM253 175H254V173H253ZM255 175H256V174H255ZM97 176H94V177H97ZM104 176H105V174H104ZM108 176L110 177V175H108ZM120 176H121V175H120ZM168 176H169V175H168ZM187 176H188V175H187ZM190 176H191V175H190ZM263 176H264V175H263ZM79 177H80V176H79ZM91 177H92V176H91ZM91 177H90V178H91ZM102 177H103V176H102ZM102 177H101L98 181H97L96 178H95V179H96L97 182L100 181L99 183H101V179H102ZM109 177H108V178H109ZM136 177H137V176H136ZM140 177H141V176H140ZM150 177H151V176H150ZM182 177H183V176H182ZM185 177H186V176H185ZM191 177H192V176H191ZM218 177H219V176H218ZM241 177H242V176H241ZM241 177H240V178H241ZM256 177H257V176H256ZM106 178H107V176H106ZM108 178L105 179V180H108ZM112 178L118 179L119 177L116 178V177H113V175H112ZM188 178H190V177H188ZM221 178H222V177H221ZM228 178H229V177H228ZM243 178H245V177L243 176ZM257 178H258V177H257ZM263 178H264V177H263ZM56 179H57V178H56ZM84 179H85V178H84ZM91 179H92V178H91ZM125 179H127V178H125ZM125 179H124V180H125ZM135 179H136V178H135ZM186 179H187V178H186ZM210 179H211V178H210ZM215 179H216V178H215ZM238 179H239V178H238ZM252 179L254 180L255 178H252ZM4 180H5V178H4ZM88 180H89V179H88ZM92 180H93V179H92ZM110 180H112V179L109 178V180L107 181V183H109ZM113 180H114V179H113ZM118 180L120 181L121 179H118ZM118 180H117V181L115 180V181H116V182H119ZM136 180H137V179H136ZM142 180H143V179H142ZM174 180H175V179H174ZM183 180H185V178H184ZM188 180H191V179H188ZM212 180H213V179H212ZM217 180H218V178H217ZM217 180H215V181H217ZM245 180L247 181L248 179L245 178ZM255 180H256V179H255ZM50 181H51V180H50ZM96 181H94V182H96ZM103 181H104V180H103ZM139 181H140V180H139ZM146 181H147V180H146ZM201 181H203V180H201ZM240 181H241V180H239V183H241ZM249 181H250V180H249ZM249 181H248V183H249ZM251 181H252V180H251ZM251 181H250V183L253 184L254 182H253V181L251 182ZM30 182H31V181H30ZM89 182H90V180H89ZM104 182H105V184H104ZM104 182H103V184L106 185V184H107L106 181H104ZM125 182H127V181H125ZM136 182H137V181H136ZM152 182H153V181H152ZM192 182H193V181H192ZM198 182H200V181L197 180L196 183L198 184ZM211 182H212V181H211ZM226 182H228V181H226ZM242 182H243V181H242ZM258 182H259V180L257 181V183H258ZM260 182H262V181H260ZM99 183H97V186H98ZM110 183H111V182H110ZM119 183H120V182H119ZM119 183H118V184H119ZM122 183H123V181H122ZM185 183H186V182H185ZM250 183H249V184H250ZM262 183H263V182H262ZM82 184H83V183H82ZM103 184H102V185H103ZM113 184H114V183H113ZM118 184H117V187H118ZM188 184H190V182H188ZM188 184H187V186H188ZM193 184H194V182H193ZM200 184H201V183H200ZM212 184H214V183L212 182ZM94 185H95V184H94ZM104 185H103V186H104ZM111 185H112V184H111ZM121 185H122V184H121ZM125 185H126V184H125ZM127 185H128V182H127ZM133 185H134V184H133ZM210 185H211V184H210ZM218 185H219V184H218ZM222 185H223V184H222ZM255 185H256V183H255ZM255 185H253V186H255ZM113 186H114V185H113ZM119 186H120V185H119ZM122 186H124V185H122ZM129 186H132V184L130 185V182H129L128 187H127V186H126V187H127V189H129L130 191H132V190H131V187L129 188ZM189 186H190V185H189ZM195 186H196V185H195ZM213 186H214V185H213ZM242 186H243V185H242ZM259 186H261V183L259 184ZM48 187H49V186H48ZM76 187H77V186H76ZM98 187H99V186H98ZM101 187H102V186H101ZM104 187H105V186H104ZM107 187H109V185H108ZM110 187H111V186H110ZM110 187H109V189H111ZM115 187H116V186H115ZM120 187H121V186H120ZM201 187H202V186H201ZM203 187H204V186H203ZM207 187H208V186H207ZM216 187H217V186H216ZM221 187H222V186H221ZM223 187H224V186H223ZM246 187H247V184H246L245 188H246ZM60 188H61V187H60ZM64 188H65V187H64ZM78 188H80V187H78ZM99 188H100V187H99ZM112 188H114V187H112ZM122 188H123V187H121V189H122ZM132 188H133V187H132ZM204 188H205V187H204ZM213 188H214V187H213ZM213 188H211V190H212ZM218 188H220V187H218ZM218 188H217V189H218ZM239 188H240V187H239ZM242 188H243V187L240 188L241 192H242V190H243ZM248 188L250 189V188H252V186H251V187L249 186ZM248 188H247V189H248ZM261 188H262V186H261L260 188H258V189L261 190ZM68 189H69V188H68ZM68 189H67V190H68ZM88 189H89V191H90V188H88ZM103 189H104V188H103ZM115 189H116V188H114V190H115ZM121 189H120V190H121ZM124 189H125V187H124L122 190H124ZM144 189H145V188H144ZM247 189H246V190H247ZM253 189H254V188H253ZM256 189H257V187H256ZM33 190H34V189H33ZM64 190H66V189H64ZM77 190L79 191V189H77ZM104 190H105V189H104ZM114 190H113V191H114ZM122 190H121V191H122ZM135 190H136V187H135ZM142 190H143V189H142ZM188 190H190V189L188 188ZM200 190H201V188H200ZM208 190H209V189H208ZM250 190H251V189H250ZM260 190H258V191H260ZM263 190H264V188H263ZM42 191H43V190H42ZM78 191H77V193H78ZM113 191H112V192H113ZM125 191H126V189H125ZM125 191H124V192H121V193H125ZM137 191H139V189H138ZM258 191H257V192H258ZM39 192H40V191H38V193H39ZM54 192H55V191H54ZM61 192L63 193V191H61ZM95 192H97V191H95ZM95 192H94V193H95ZM108 192H110V191H108ZM114 192H115V191H114ZM246 192H247V191H246ZM255 192H256V190H255ZM72 193H73V192H72ZM79 193H80V192H79ZM86 193H87V192H86ZM97 193H98V192H97ZM103 193H104V192H103ZM117 193H118V192H117ZM126 193H127V192H126ZM129 193H131V192L128 191V194H129ZM178 193H179V192H178ZM221 193H222V192H221ZM42 194H43V193H42ZM55 194H56V192H55ZM92 194H93V191H92ZM95 194H96V193H95ZM109 194H110V193H109ZM114 194H115V193H114ZM138 194H139V193H138ZM158 194H159V193H158ZM180 194H181V193H180ZM258 194H260V192H258ZM25 195H26V194H25ZM40 195H41V193H40ZM40 195H39V196H40ZM43 195H44V194H43ZM89 195H91L90 192H89ZM102 195H104V194H102ZM143 195H144V193H142V197H143ZM192 195H193V193H192ZM245 195H247V193H246ZM260 195H261V194H260ZM262 195H263V194H262ZM262 195H261V196H262ZM61 196H62V195H61ZM85 196H86V195H85ZM92 196H93V195H92ZM126 196H127V195H126ZM131 196H132V195H131ZM131 196H130V197H131ZM161 196H162V195H161ZM225 196H226V195H225ZM230 196H231V195H230ZM29 197H30V196H29ZM97 197H98V196H97ZM107 197H108V195H107ZM107 197H106V198H107ZM133 197H134V196H133ZM142 197H141V198H142ZM168 197H169V195H168ZM242 197H244V196H242ZM77 198H79V197L77 196ZM80 198H81V197H80ZM84 198H85V197H84ZM92 198H93V197H92ZM94 198H96V196H94ZM108 198H109V197H108ZM111 198H112V196H111ZM123 198H124V197H123ZM131 198H132V197H131ZM181 198H182V197H181ZM214 198H215V197H214ZM11 199H12V198H11ZM16 199H17V198H16ZM40 199H41V197H40ZM97 199H98V198H97ZM97 199H93V200H95V202L98 201L99 199H102V200H103V197H102V198H99L98 200H97ZM126 199H127V198H126ZM129 199H130V198H129ZM161 199H162V198H161ZM168 199H169V198H168ZM188 199H189V198H188ZM223 199H224V198H223ZM237 199H238V198H237ZM250 199H251V198H250ZM261 199H262V197H261ZM261 199H259V200H261ZM90 200H91V199H89V201H90ZM106 200H107V199H106ZM123 200H124V199H123ZM123 200L121 199V197L115 195V197H113L112 199L109 198L107 201H108V203L110 202L111 206H113V207H114V206H118V208H119V206L122 207V206L125 205V204L123 205V203H122V202H125V201H123ZM131 200H132V199H131ZM144 200H145V199H144ZM144 200H142V201H144ZM147 200H148V199H147ZM163 200H164V199H163ZM182 200H184V199H182ZM34 201H35V200H34ZM38 201H39V200H38ZM87 201H88V200H87ZM89 201H88V202H89ZM91 201H92V200H91ZM99 201H100V200H99ZM103 201H104V200H103ZM107 201H106V202H107ZM145 201H146V200H145ZM193 201H194V200H193ZM225 201H226V200H225ZM254 201H255V200H254ZM257 201H258V200H257ZM11 202H12V200H11ZM28 202H29V201H28ZM35 202H36V201H35ZM40 202H41V201H40ZM73 202H74V201H73ZM138 202H139V201H138ZM195 202H196V200H195ZM195 202H193V204H194ZM197 202H198V201H197ZM231 202L234 203V201H231ZM250 202H251V201H250ZM259 202H260V201H259ZM17 203H18V202H17ZM29 203H30V202H29ZM62 203H63V202H62ZM91 203H92V202H91ZM140 203H141V201H140ZM184 203H185V202H184ZM184 203H183V204H184ZM191 203H192V201H191ZM211 203H212V202H211ZM233 203H232L231 205H233ZM240 203H241V200H240ZM243 203H245V201H244ZM246 203H247V201H246ZM256 203L258 204V202H256ZM262 203L264 204L263 201H262ZM39 204H40V203H39ZM39 204H38V205H39ZM55 204H56V203H55ZM73 204H74V203H73ZM82 204H83V203H82ZM94 204H95V203H94ZM94 204H92V205H94ZM97 204H99V203L96 202L95 207H98V206H99V205H97ZM174 204H176V203H174ZM180 204H181V203H180ZM219 204L221 205V203H219ZM225 204H227V202H226ZM237 204H238V203H237ZM249 204L251 205V207H254L255 210H257V212H258V214H257V215H258L257 218H258V219L256 218V220L259 221V220L263 217L262 215L264 214V211L259 209V207H258V206H260L259 204H258V206H257L255 203H254L255 205H253L252 202L249 203ZM249 204L247 203V205H249ZM12 205H13V203H12ZM20 205H22V204H20ZM35 205H36V204H35ZM70 205H71V204H70ZM83 205H84V204H83ZM89 205H90V204H89ZM89 205H88V206H89ZM102 205H103V204H102ZM104 205H105V204H104ZM158 205H159V204H158ZM194 205H195V204H194ZM234 205H235V203H234ZM239 205H240V204H238L237 207H239ZM247 205H246V206H247ZM77 206H78V204H77ZM108 206H110V205H108ZM111 206H110V209L113 208V207H111ZM177 206H178V205H177ZM184 206H185V205H184ZM195 206H196V205H195ZM227 206H228V205H227ZM235 206H236V205H235ZM246 206H244V207H246ZM10 207H11V205H10ZM14 207H15V206H14ZM20 207H21V206H20ZM28 207H29V206H28ZM62 207H64V206H62ZM68 207H69V206H68ZM83 207H84V206H83ZM90 207H91V205H90ZM95 207H92V209L95 208ZM124 207H125V206H124ZM157 207H158V206H156L155 209H157ZM181 207H182V206H181ZM188 207H189V206H188ZM199 207H201V206L199 205ZM211 207H212L213 210H214V207H213L212 205H211ZM233 207H234V206H233ZM237 207H236V208H237ZM251 207H249L248 209L250 210ZM260 207H261V206H260ZM26 208H27V207H26ZM75 208H77V207H75ZM84 208H85V207H84ZM102 208H103V206H102ZM114 208H115V207H114ZM116 208H117V207H116ZM116 208H115V209H116ZM128 208H129V207H128ZM140 208H141V207H140ZM140 208H139V206L136 205V209H139V210H140ZM163 208H164V207H163ZM219 208H220V206H219ZM230 208H232V207H230ZM246 208H247V207H246ZM263 208H264V207H263ZM10 209H11V208H10ZM85 209H86V208H85ZM107 209H108V208L106 207V210H107ZM115 209L113 210L114 212H115ZM132 209H133V208H132ZM158 209H159V208H158ZM160 209H161V207H160ZM183 209H186V208H183ZM202 209H203V208H202ZM215 209H216V208H215ZM221 209H222V208H221ZM233 209H235V208H233ZM241 209H242V207H241ZM252 209H253V208H251V210H252ZM31 210H32V209H31ZM95 210H96V209H95ZM98 210H99V208L97 209V211H98ZM102 210H103V209H102ZM142 210H144V208H141V211H140L141 214L144 212V211L142 212ZM189 210H190V209H189ZM189 210H187L188 213H189ZM197 210L201 212V209L199 210V208H198ZM251 210H250V211H251ZM82 211H83V210H82ZM85 211H86V210H84V213L86 214ZM88 211H89V213H90L91 216H92V212H91L90 210H88ZM88 211H87V212H88ZM104 211H105V209H104ZM108 211L110 212V210H108ZM108 211H107V212H108ZM120 211H121V210H120ZM125 211H127V210H124V213H125ZM130 211H131V210H130ZM133 211H134V210H133ZM133 211H132V212H133ZM136 211H137V210H136ZM177 211H179V210H177ZM187 211H185V213H186ZM220 211H221V210H220ZM239 211H241V210H240V207H239ZM239 211H238V213H239ZM246 211H248V210H246ZM250 211H248V212H250ZM9 212H10V210H9ZM12 212H13V211H12ZM59 212H60V211H59ZM61 212H62V211H61ZM105 212H106V211H105ZM114 212H111L112 215H114ZM118 212H119V211H117V213H118ZM128 212H129V211H128ZM214 212H215V210H214ZM214 212H213V213H214ZM216 212H217V211H216ZM222 212H223V211H222ZM222 212H221V213H222ZM226 212H228V211L226 210L225 213H226ZM248 212H247V214H248ZM251 212H253V210H252ZM36 213H37V212H36ZM63 213H64V212H63ZM84 213H83V215H84ZM94 213H95V212H94ZM100 213H103V211H100ZM111 213H109V215H110ZM117 213H116L115 215L120 216V215H118ZM119 213H120V212H119ZM145 213H146V212H145ZM185 213L183 214V216H185ZM188 213H187V214H188ZM198 213H199V212H198ZM203 213H204V212H203ZM61 214H62V213H61ZM69 214H70V213H69ZM69 214H68V215H69ZM78 214H79V213H78ZM87 214H88V213H87ZM87 214H86V215H87ZM96 214H97V213L93 214V216H95ZM104 214H105V217H107V216H106L107 213H104ZM104 214H103V216H104ZM120 214H122V212H121ZM127 214H128V213H126V215L124 214V216H127ZM133 214H135V213H133ZM146 214H147V213H146ZM189 214H190V213H189ZM204 214H205V213H204ZM218 214H219V212H218ZM223 214H224V213H223ZM241 214H242V211H241ZM243 214H244V213H243ZM247 214H246V215H247ZM10 215H11V213H10ZM62 215H63V214H62ZM79 215H80V214H79ZM81 215H82V214H81ZM81 215H80V216H81ZM83 215H82V216H83ZM99 215H100V214H99ZM107 215H108V214H107ZM112 215H111V217H112ZM115 215H114V216H115ZM130 215H131V214H130ZM130 215L128 214V216H130ZM135 215H136V214H135ZM139 215H140V213H139ZM144 215H145V214H144ZM147 215H148V214H147ZM200 215H202V217H201ZM200 215H198V217L202 219V218H203V214H200ZM206 215H208V214H206ZM209 215H210V214H209ZM226 215H227V214H226ZM249 215H250V214H249ZM252 215H254V213H253ZM5 216H6V215H5ZM39 216H40V215H39ZM69 216H70V215H69ZM71 216H72V215H71ZM74 216H76V215H74ZM80 216H79V217H80ZM114 216H113V218H114ZM121 216H122V218H123V214H122ZM128 216H127V217H128ZM136 216H137V215H136ZM141 216H142V215H141ZM178 216H179V215H178ZM216 216H217V215H216ZM224 216H225V215H224ZM229 216H230V215H229ZM242 216H243V215H242ZM247 216H248V215H247ZM14 217H15V216H14ZM51 217H52V216H51ZM85 217H86V216H85ZM88 217L90 218V216H88ZM95 217H97V215H96ZM99 217H102V216H99ZM111 217H110V218H111ZM127 217H124V219H126ZM150 217L153 218L152 216H150ZM185 217H186V216H185ZM220 217H221V214H220ZM227 217H228V216H226L225 218H227ZM230 217H231V216H230ZM249 217H251V216H249ZM255 217H256V215H255ZM255 217L253 216V218H252L253 221H254V218H255ZM57 218H58V217H57ZM61 218H62V217H61ZM77 218H78V217H77ZM82 218H83V217H82ZM103 218H104V217H103ZM108 218H109V216H108ZM110 218H109V219H110ZM117 218H118V217H117ZM119 218H120V217H119ZM119 218H118V219H119ZM137 218H138V217H137ZM137 218H135V216L133 217L134 220H137ZM181 218H182V216H181ZM192 218H193V216H192ZM211 218H213V217H211ZM218 218H219V216H218ZM223 218H224V217H223ZM223 218L221 217V218H219V219H222L223 222H226L227 219H228V218H227V219H225L226 221H224ZM242 218H244V217H242ZM16 219H17V218H16ZM18 219H19V218H18ZM40 219H41V218H40ZM62 219H63V218H62ZM71 219H73V217H72ZM94 219H95V218H94ZM98 219H99V218H98ZM101 219H102V218H100L99 220L101 221ZM105 219H106V218H105ZM109 219H106V221H108ZM129 219H130V218H129ZM133 219H132V220H133ZM141 219H142V217H141ZM177 219H178V218H177ZM183 219H184V217H183ZM190 219H191V216H190L189 220H190ZM194 219H195V218H194ZM196 219H197V218H196ZM201 219H200V220H201ZM219 219H217V220H219ZM9 220H11V219H9ZM42 220H43V219H42ZM85 220L87 221V218H86ZM111 220H112V218H111ZM111 220H110V221H111ZM113 220H114V219H113ZM113 220H112V221H113ZM115 220H116V219H115ZM121 220H122V219H121ZM127 220H128V219H127ZM130 220H131V219H130ZM132 220H131V221H132ZM185 220H186V219H185ZM187 220H188V219H187ZM236 220H237L236 222L238 223V216H237ZM240 220H241V219H240ZM252 220H251V221H252ZM256 220H255V221H256ZM14 221H15V220H14ZM19 221H20V219H19ZM79 221H81V220H79ZM79 221H78V222H79ZM96 221H97V220H96ZM117 221L119 222V220H117ZM124 221H125V220H124ZM128 221H129V220H128ZM131 221H129V222H131ZM142 221H143V220H142ZM142 221H141V222H142ZM150 221H151V220H150ZM179 221H180V218H179ZM182 221H183V220H182ZM190 221H192V220H190ZM190 221H188V222L190 223ZM196 221H197V220H196ZM220 221H221V220H220ZM247 221H248V217L246 218L245 225L241 223V229L249 230V232H250V231H251V227L253 228L252 225L254 224V222H253V221L250 222V220H249V222H247ZM261 221H263V220H261ZM261 221H260V222H261ZM3 222H4V221H3ZM3 222H2V223H3ZM12 222H13V221H12ZM33 222H34V220H33ZM44 222H45V221H44ZM69 222H70V221H69ZM91 222H93V221L91 220ZM108 222H109V221H108ZM108 222H107V223H108ZM133 222H134V221H133ZM136 222H137V221H136ZM170 222H172V221H170ZM175 222H176V220L174 221V223H175ZM180 222H181V221H180ZM211 222H213V221H210V223H211ZM217 222H218V221H217ZM223 222H222V223H223ZM40 223H41V222H40ZM67 223H68V222H67ZM82 223H84V221H83ZM85 223H86V222H85ZM109 223H110V222H109ZM113 223H114V222H112V224H113ZM116 223H117V222H116ZM119 223H120V222H119ZM119 223L117 224L118 227H119ZM134 223H135V222H134ZM151 223H152V221H151ZM164 223L166 224L167 222L165 221ZM192 223H193V225H194L195 220H194V222H192ZM196 223H197V222H196ZM198 223H199V222H198ZM198 223H197V224H198ZM208 223H209V220H208ZM255 223H256V222H255ZM3 224L5 225V222H4ZM6 224H7V223H6ZM68 224H69V223H68ZM68 224H67V225H68ZM74 224H75V223H74ZM78 224H79V223H78ZM96 224H97V223H96ZM122 224H123V221H122L121 225H122ZM126 224L128 225L129 223L127 222V223H125L124 225H126ZM145 224H146V222H145ZM165 224H164V225H165ZM182 224H183V223H182ZM256 224H257V223H256ZM4 225H3V226H4ZM13 225H14V224L12 223V226H13ZM18 225H19V224H18ZM40 225H41V224H40ZM82 225H84V224H82ZM94 225H95V224H94ZM103 225H104V227H108V224H103ZM103 225H102V226H103ZM105 225H107V226H105ZM110 225H111V224H110ZM113 225H114V224H113ZM115 225H116V224H115ZM115 225H114V226H115ZM117 225H116V226H117ZM124 225H123V226H124ZM129 225H130V224H129ZM132 225H133V224H132ZM135 225H137V224H135ZM142 225H143V224H142ZM149 225H150V223H149ZM175 225H178V224L176 223ZM179 225H180V224H179ZM179 225H178V229H179ZM188 225H189V224H188ZM188 225H187V226H188ZM209 225H210V224H209ZM213 225H214V224H213ZM217 225H218V224H217ZM257 225L259 226V222H258ZM260 225H261V223H260ZM262 225H263V224H262ZM262 225H261V226H262ZM15 226H16V225H15ZM22 226H23V225H22ZM58 226H59V225H58ZM75 226H76V225H75ZM75 226H74V227H75ZM79 226H80V224H79ZM86 226H87V225H86ZM91 226H92V225H91ZM114 226H113V230H114V228H116V227H114ZM123 226H122V227H123ZM137 226H139V225H137ZM140 226H141V225H140ZM170 226H172V225H170ZM181 226H182V225H181ZM184 226L186 227V224H184ZM195 226H196V225H195ZM199 226H200V224H199ZM219 226H220V224H219ZM223 226H224V224H223ZM223 226H222L221 229H218L217 226H216L217 229H213V228H212L213 230H211L210 233H214L215 235H217L218 237H220L221 241H226L227 243H232V244H235V243H236L237 245H239V242H238V240H237V235H238V234L229 231V230H230L229 228H231L232 226H234V223H233V222H230V220H229V223H228L227 225H225L224 227H223ZM39 227H40V226H39ZM80 227H81V226H80ZM80 227H79V228H80ZM110 227H111V226H110ZM127 227L130 228V226H126V228H127ZM133 227H135V226H133ZM146 227H147V226H146ZM154 227H156V226H154ZM161 227H162V226H161ZM163 227H164V226H163ZM166 227H167V226H166ZM166 227H164V228L166 229ZM182 227H183V226H182ZM193 227H194V226H193ZM213 227H214V226H213ZM259 227H260V226H259ZM8 228H9V227H8ZM12 228H13V227H12ZM98 228H99V230H101L100 225L96 226L95 229L97 230ZM111 228H112V227H111ZM129 228H128V229H129ZM170 228H171V227H170ZM170 228H169V230H170ZM180 228H181V227H180ZM196 228H197V226H196ZM196 228H194V229H196ZM201 228H202V225H201ZM209 228H211V227H209ZM209 228H207V229H209ZM80 229H81V228H80ZM80 229H79V230H80ZM83 229H85V228L83 227L81 230L83 231ZM87 229H88V228H87ZM89 229H90V228H89ZM118 229H119V228H118ZM118 229H117V230H118ZM133 229H135V228H133ZM133 229H132V230H133ZM138 229H140V227L137 228V230H136L137 232L139 231ZM142 229L144 230V228H141L140 230H142ZM145 229H146V228H145ZM151 229H152V225H151ZM160 229H161V228H160ZM187 229H188V228H187ZM228 229H229V230H228ZM253 229H254V228H253ZM253 229H252V230H253ZM263 229H264V228H263ZM5 230H6V229H5ZM12 230H14V229H12ZM81 230H80V233H81ZM92 230H94V229L92 228ZM96 230L93 231L94 233L92 232L93 235H94L95 233H97ZM102 230H103V229H102ZM102 230H101V232H102ZM113 230H112V233H113ZM129 230H131V228H130ZM143 230L141 231V234L138 232V233L140 234V236L143 235V234H142ZM148 230H149V228H148ZM166 230H167V229H166ZM166 230H165V231H166ZM172 230H173V229H172ZM175 230H176V227H175ZM182 230H183V228H182ZM182 230L180 229V231H182ZM192 230H193V229L191 228V231H192ZM201 230H202V229H201ZM238 230H239V229H238ZM6 231H7V230H6ZM77 231H78V230H77ZM106 231H107V230H106ZM106 231H104V232H106ZM126 231H128V230H125V232H123V234L126 233ZM151 231H152V230H151ZM159 231H160V230H159ZM167 231H168V230H167ZM170 231H171V230H170ZM178 231H179V230H178ZM253 231H254V230H253ZM261 231H262V230H261ZM36 232H37V231H36ZM73 232H74V231H73ZM78 232H79V231H78ZM85 232H86V231H85ZM99 232H100V231H99ZM110 232H111V231H110ZM145 232H147V231H145ZM145 232H144V234H145ZM168 232H169V231H168ZM168 232H167V233H168ZM171 232H172V231H171ZM247 232H248V231H247ZM247 232H246V233H247ZM249 232H248V233H249ZM256 232H257V231H256ZM256 232H255V233H256ZM13 233H14V232H13ZM80 233H79V235H80ZM120 233H122V232H120ZM130 233H133V232H130ZM152 233H153V232H152ZM169 233H170V232H169ZM181 233H182V232H181ZM185 233H186V232H185ZM190 233H191V232H190ZM190 233H188V236H192V235H189ZM199 233H200V232H199ZM251 233H252V236H253V232H251ZM5 234H6V233H5ZM49 234H50V233H49ZM73 234H74V233H73ZM99 234H100V233H99ZM105 234H107V233H105ZM108 234H109V236H110V233H108ZM115 234H116V233H115ZM118 234H119V233H118ZM146 234H147V233H146ZM146 234H145L144 236H146ZM176 234H177V233H176ZM236 234H237V235H236ZM8 235H9V234H8ZM91 235H92V234H91ZM91 235H90V238H91ZM97 235H98V233H97ZM102 235H103V234H102ZM112 235H113V234H112ZM120 235H121V234H120ZM127 235H128V232H127ZM149 235H150V234H149ZM153 235H154V233H153ZM182 235H183V234H182ZM208 235H209V234H208ZM247 235H249V234H247ZM256 235H258V234H256ZM48 236H49V235H48ZM98 236H99V235H98ZM98 236H97V237H98ZM105 236H106V235H105ZM105 236H103V237L99 236V237H100V238H103V239H106V237L108 238V236H106V237H105ZM113 236H115V238H116L117 235H113ZM123 236L125 237L124 239H127V237H129V236L126 237L125 235H123ZM130 236H131V235H130ZM132 236H134V235L132 234ZM138 236H139V235L137 234V238H138ZM144 236H143V239H144ZM180 236H181V234H180ZM186 236H187V235H186ZM186 236L183 235L184 238H185ZM198 236H199V235H198ZM242 236H243V235H242ZM72 237H73V235H72ZM81 237H82V235H80V240H81ZM104 237H105V238H104ZM119 237H120V236H119ZM135 237H136V236H135ZM167 237H168V236H167ZM170 237H171V235H170ZM172 237H173V236H172ZM183 237H181V238L178 237V238H179V239H183ZM192 237H193V236H192ZM250 237H251V235H250ZM256 237H257V236H256ZM8 238H9V237H8ZM68 238H69V237H68ZM83 238H84V234H83ZM92 238H96V237H92ZM92 238H91V240H93ZM110 238H112V236H111ZM133 238H134V237H133ZM173 238H174V237H173ZM188 238H189V237H188ZM196 238H197V236H196ZM3 239H4V238H3ZM6 239H7V238H6ZM65 239H66V238H65ZM96 239H97V238H96ZM103 239H102V241H103ZM112 239H114V238H112ZM121 239H123V238H121ZM129 239H130V237L128 238V240H129ZM146 239H147V236H146ZM158 239H159V238H158ZM158 239H157V240H158ZM191 239H192V238H190V241H191ZM216 239H217V238H216ZM216 239H215V240H216ZM252 239H253V238H252ZM53 240H54V238H53ZM73 240H74V237H73ZM78 240H79V239H78ZM98 240H99V239H98ZM100 240H101V239H100ZM133 240H135V239H133ZM138 240H139L140 242L142 241L141 238H139ZM138 240H137V241H138ZM163 240H164V239H163ZM187 240H188V239H187ZM249 240H251V239H249ZM249 240H248V241H249ZM18 241H19V240H18ZM51 241H52V240H51ZM61 241H62V240H61ZM87 241H88V240H87V238H86V244H87ZM108 241H109V239H108ZM130 241H131V239H130ZM139 241H138V242H139ZM144 241H145V240H144ZM182 241H183V240H182ZM185 241H186V240H185ZM190 241H189V242H190ZM195 241L197 242V240H195ZM210 241H211V240H210ZM210 241H209V242H210ZM41 242H42V241H41ZM44 242H45V241H44ZM52 242H53V241H52ZM65 242H66V241H65ZM73 242H74V241H73ZM100 242H101V241H100ZM106 242H107V240H106ZM110 242H112V240H111ZM110 242H108V243L110 244ZM113 242H114V241H113ZM113 242H112V243H113ZM122 242H124V241H122ZM140 242H139V243H140ZM178 242H179V241H178ZM183 242H184V241H183ZM189 242H188V243H189ZM213 242H214V241H213ZM260 242H261V239H260ZM6 243H7V242H6ZM34 243H35V242H34ZM62 243H63V242H62ZM74 243H76V242H74ZM77 243H78V242H77ZM79 243L81 244V242H79ZM95 243H97V242H95ZM115 243H116V242H115ZM115 243H114V244H115ZM185 243L187 244V242H185ZM227 243H226V244H227ZM18 244H21V243H18ZM28 244H29V243H28ZM36 244H37V243H36ZM36 244H35V245H36ZM51 244H52V243H51ZM80 244H78V245H80ZM83 244H84V243H83ZM86 244H85V245H86ZM89 244H91L90 241H89ZM89 244H88V245H89ZM99 244H100V243H98L97 246H99ZM104 244H105V240H104ZM106 244H107V243H106ZM118 244H121V242H120V243L118 242ZM137 244H138V243H137ZM191 244H192V243H191ZM196 244H197V243H196ZM253 244H254V243H253ZM261 244H262V243H261ZM2 245H3V244H2ZM59 245H60V244H59ZM63 245H65V244H63ZM85 245H83V246L85 247ZM88 245H87V247H89ZM102 245H103V244H102ZM107 245H108V244H107ZM122 245L125 246L124 244H122ZM130 245H131V243H130ZM146 245H147V244H146ZM150 245H151V243H150ZM158 245H159V244H158ZM181 245H182V244H181ZM199 245H200V243H199ZM206 245H207V243H206L204 246H206ZM243 245H244V243H243ZM262 245H263V244H262ZM11 246H12V245H11ZM14 246H15V245H14ZM19 246H20V245H19ZM36 246L38 247V245H36ZM92 246H94V245H92ZM100 246H101V244H100ZM104 246H105V245H104ZM104 246H103V248H105ZM111 246H112V245H111ZM113 246H114V245H113ZM117 246H119V245H117ZM120 246H121V245H120ZM189 246H190V245H189ZM200 246H201V245H200ZM200 246H199V247H200ZM52 247H53V246H52ZM58 247H59V246H58ZM81 247H82V245H81ZM109 247H110V246H107V248H108L107 250L110 249ZM115 247H116V246L113 247V251H114V248H115ZM126 247H127V246H126ZM131 247H132V246H131ZM153 247H154V246L152 245V248H153ZM191 247H192V246H191ZM206 247H207V246H206ZM206 247H205V248H206ZM240 247H241V246H240ZM243 247H244V246H243ZM260 247H261V246H260ZM4 248H5V246H4ZM31 248H32V247H31ZM46 248H47V246H46ZM54 248H55V247H54ZM96 248H97V247H95V250H96ZM116 248H117V247H116ZM119 248H121V247H119ZM176 248H177V247H176ZM184 248H185V247H184ZM184 248H183V249H184ZM192 248L194 249V246H193ZM195 248H196V247H195ZM234 248H235V247H234ZM241 248H242V247H241ZM241 248L236 247L235 249H236V251H238L237 249H240V250H241ZM12 249H13V248H12ZM29 249H30V248H29ZM51 249H52V248H51ZM56 249H57V248H56ZM56 249H55V251H57ZM91 249H92V248H91ZM98 249L100 250V247H98L97 250H98ZM111 249H112V247H111ZM111 249H110V250H111ZM132 249H134V248H132ZM147 249H148V248H147ZM147 249H146V250H147ZM189 249H190V248H188V250H189ZM193 249H192V251H193ZM232 249H233V247H232ZM242 249H243V248H242ZM4 250H5V249H4ZM13 250H14V249H13ZM24 250H25V248H24ZM47 250H49V249H47ZM88 250H89V249H88ZM97 250H96V251H97ZM103 250H104V249H103ZM105 250H106V249H105ZM110 250H109V251H110ZM115 250H116V249H115ZM122 250H123V249H122ZM150 250H151V249H150ZM155 250H156V249H155ZM157 250H158V249H157ZM196 250H197V248H196ZM199 250H200V249H199ZM199 250L197 251V253H199ZM228 250H229V249H228ZM233 250H234V249H233ZM233 250H232V251H233ZM8 251H9V250H8ZM37 251H38V250H37ZM59 251H60V250H59ZM75 251H76V249H75ZM92 251H93V250H92ZM118 251H120V250H118ZM135 251H136V250H135ZM194 251H195V250H194ZM202 251H203V250H202ZM202 251H201V252H202ZM205 251H206V250H205ZM209 251H210V250H209ZM226 251H227V250H226ZM234 251H235V250H234ZM4 252H5V251H4ZM13 252H15V251H12V254H13ZM17 252H18V251H17ZM38 252H39V251H38ZM47 252H48V251H47ZM87 252L89 253V251H84L83 254H82V251L80 252V253H81V254H80L81 256H80L79 259H78L80 264H88V261H90V260H88V259L90 258L89 254L94 253V252H91V250H90V253H89L88 255H85ZM101 252H102V250L100 251V254L102 255ZM145 252H148V251H145ZM172 252H173V251H172ZM174 252H175V251H174ZM182 252H184V254H185V252H187V249L182 250ZM216 252H217V251H216ZM229 252H230V254L232 253L231 250H230ZM57 253H58V252H57ZM57 253H56V254H57ZM67 253H68V251H67ZM67 253H65V255H66ZM107 253H108V252H107ZM116 253H117V252H116ZM137 253H139V252H137ZM152 253H153V252H152ZM154 253H155V252H154ZM154 253H153L152 255H154ZM157 253H158V252H157ZM189 253H191V252L189 251ZM202 253H203V252H202ZM206 253H207V252H206ZM223 253H224V252H223ZM18 254H19V253H18ZM35 254H37V253H35ZM38 254H39V253H38ZM44 254H45V253H44ZM95 254H96V252H95ZM97 254H98V253H97ZM97 254H96V255H97ZM100 254H99V255H100ZM103 254H104V253H103ZM105 254H106V252H105ZM105 254H104V255H105ZM113 254H114V253H113ZM113 254H112V255H113ZM174 254H175V253H174ZM181 254H182V253H181ZM204 254H205V253H203V256L201 255V256H202L201 259L203 260V258L205 257V258H204V259H205L204 261H206V258H207V256L209 257V254H208V255H205V256H204ZM212 254H213V253H212ZM224 254H225V253H224ZM228 254H229V253H228ZM228 254H227V255H228ZM5 255H6V254H5ZM57 255H58V257H59V254H57ZM62 255H63V252H62ZM92 255H93V254H92ZM106 255H107V254H106ZM108 255H109V256L111 255L110 252H109ZM114 255H115V254H114ZM124 255H125V254H124ZM130 255H131V254H130ZM130 255L127 256V257H128L127 260H129L132 264H155V263H152L151 260H150V262H149L144 254H143V255H144L145 257L140 256V258L138 257V259H137V258H134V257H129ZM147 255H148V254H147ZM159 255H160V254H159ZM182 255H183V254H182ZM190 255H191V254H190ZM192 255H193V254H192ZM216 255H217V254H216ZM222 255H223V254H222ZM227 255H226V256H227ZM231 255H232V254H231ZM261 255H262V254H261ZM7 256H8V255H7ZM154 256H155V255H154ZM157 256H158V254H157ZM180 256H181V255H180ZM193 256H194V255H193ZM211 256H212V255H211ZM228 256H229V255H228ZM11 257H12V256H11ZM61 257H62V256H61ZM100 257H101V256H100ZM102 257H103V256H102ZM120 257H121V256H119V258H120ZM158 257H159V256H158ZM160 257H162V256L160 255ZM182 257H186V256H182ZM187 257L189 258V255H188ZM197 257H199V256H197ZM212 257H213V256H212ZM217 257H219V256H217ZM12 258H13V257H12ZM15 258H16V257H15ZM19 258H20V257H19ZM36 258H37V257H35V259H36ZM53 258H54V257H53ZM68 258H69V257H68ZM108 258H109V257H108ZM111 258H112V257H111ZM111 258H109V260H110ZM115 258H118V257H115ZM155 258H157V257H155ZM195 258H196V257H195ZM221 258H223V257H221ZM224 258H225V256H224ZM230 258H231V257H230ZM17 259H18V258H17ZM23 259H24V258H23ZM56 259H57V258H56ZM97 259H98V258H97ZM103 259H104V258H103ZM105 259H107V258H105ZM148 259H152V257H151V258L148 257ZM165 259H166V258H165ZM165 259H164V260H165ZM189 259H190V258H189ZM197 259H198V258H197ZM197 259H196V260H197ZM201 259H199V261H200ZM216 259H217V258H216ZM218 259H219V258H218ZM225 259H227V258H225ZM1 260H2V259H1ZM12 260H13V259H12ZM20 260H21V259H20ZM44 260H45V259H44ZM46 260H47V259H46ZM61 260H62V258H61ZM73 260H74V259H73ZM116 260H117V259H116ZM118 260H119V259H118ZM118 260H117V262H118ZM161 260H162V259H161ZM170 260H171V258H170ZM184 260H185V259H184ZM187 260H188V259L185 260V261H186V264L189 262V261L187 262ZM190 260H191V259H190ZM233 260H235V259L232 258V261H233ZM18 261H19V260H18ZM57 261H58V260H57ZM70 261H71V260H70ZM104 261H105V260H104ZM110 261H111V260H110ZM154 261H157V260L154 259ZM158 261H160V260L158 259ZM158 261H157V263H158ZM166 261H168V259H167ZM181 261H182V259H181ZM185 261H184V262H185ZM194 261H195V260H194ZM226 261H227V260H226ZM228 261H230V260H228ZM232 261H230V262L232 263ZM235 261H236V260H235ZM40 262H41V261H39L38 263H40ZM54 262H55V261H54ZM115 262H116V261H115ZM168 262H169V261H168ZM172 262H173V261H172ZM177 262H178V261H177ZM177 262H176V263H177ZM192 262H193V261H192ZM201 262H202V261H201ZM220 262H221V261H220ZM236 262H237L238 264H240L238 261H236ZM35 263H37V262H35ZM69 263H70V262H69ZM72 263H73V261H72ZM161 263H162V262H161ZM161 263H159V264H161ZM174 263H175V262H174ZM174 263H173V264H174ZM182 263H183V262H181V264H182ZM205 263H207V262H205ZM208 263H209V261H208ZM213 263H214V262H213ZM224 263H225V261H224ZM259 263H260V262H259ZM11 264H12V263H11ZM33 264H34V263H33ZM42 264H43V263H42ZM51 264H52V263H51ZM60 264H62V263L60 262ZM119 264H121V263H119ZM162 264H163V263H162ZM184 264H185V263H184ZM189 264H190V263H189ZM193 264H196V263L193 262ZM211 264H212V263H211ZM220 264H221V263H220ZM222 264H223V263H222ZM229 264H230V263H229ZM242 264H243V263H242ZM262 264H263V263H262Z\"/></svg>", "mask_w": 264, "mask_h": 264}]
</instances>
